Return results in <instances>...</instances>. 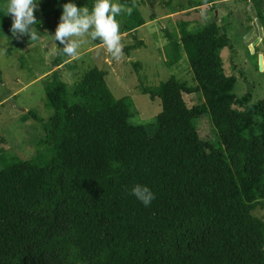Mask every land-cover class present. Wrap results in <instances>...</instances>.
Wrapping results in <instances>:
<instances>
[{"label":"trees","instance_id":"1","mask_svg":"<svg viewBox=\"0 0 264 264\" xmlns=\"http://www.w3.org/2000/svg\"><path fill=\"white\" fill-rule=\"evenodd\" d=\"M76 2L91 10L95 0ZM118 2L133 9L117 16L122 33L146 24L136 0ZM11 25L0 0V41ZM169 38L168 65L186 54L197 86L172 77L144 87L162 103L152 124L131 122L133 102L114 97L105 70L91 68L73 86L53 73L50 119L25 116L44 124L37 154L0 168V264H264V220L254 215L264 206V99L236 94L221 56L232 42L218 19L198 31L183 23L181 37ZM185 93L205 102L189 108ZM205 115L218 144L199 135L195 121ZM137 184L155 193L150 206L131 195Z\"/></svg>","mask_w":264,"mask_h":264},{"label":"rangeland","instance_id":"2","mask_svg":"<svg viewBox=\"0 0 264 264\" xmlns=\"http://www.w3.org/2000/svg\"><path fill=\"white\" fill-rule=\"evenodd\" d=\"M211 5L175 12L179 6L186 9L198 0H136L146 24L136 32H121L123 55L112 57L101 40L89 35L82 39L75 56L63 53V45L54 35L59 24L56 11L60 0H42L35 13L43 21L39 27L40 39L32 41L27 49L12 34L0 41V168L4 162L17 156L32 159L38 145L45 137L44 124L35 118L26 120L30 112L38 114L44 122L52 115L48 107L46 87L55 71L69 86L80 81L91 68L105 70L107 84L116 99L130 98L133 102L135 125L155 123L162 112L160 99L152 101L143 94L144 87L159 86L176 77L196 87L186 54L173 67L169 66L171 34L181 37L182 24L198 31L218 19L219 25L229 35L232 48L222 51L225 72L237 78L236 94L239 97L252 93V104L264 99V20L259 11L264 10V0H212ZM6 7L8 0H3ZM262 32V36L259 35ZM169 34V35H168ZM143 42L145 46L129 51ZM61 66L54 67L57 56ZM189 108L205 102L202 93L184 94ZM200 137L207 142L219 143L218 135L208 115L195 121ZM264 220V206L254 212Z\"/></svg>","mask_w":264,"mask_h":264},{"label":"clouds","instance_id":"3","mask_svg":"<svg viewBox=\"0 0 264 264\" xmlns=\"http://www.w3.org/2000/svg\"><path fill=\"white\" fill-rule=\"evenodd\" d=\"M41 3L42 0H8L6 12L12 18L10 31L16 39H40L39 27L43 26V21L35 13L40 10ZM132 11V8L121 5L118 0H95L91 10L85 5L78 6L76 0H68L62 5V15L53 37L63 45V53L72 57L77 55L81 47V38L89 35L93 40H101L112 57L119 60L123 48L117 16L125 12L131 15ZM131 195L146 207L156 198L151 188L142 184L135 185Z\"/></svg>","mask_w":264,"mask_h":264},{"label":"water","instance_id":"4","mask_svg":"<svg viewBox=\"0 0 264 264\" xmlns=\"http://www.w3.org/2000/svg\"><path fill=\"white\" fill-rule=\"evenodd\" d=\"M259 35H261V36H262V32L260 33V31H259Z\"/></svg>","mask_w":264,"mask_h":264}]
</instances>
